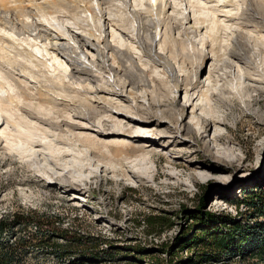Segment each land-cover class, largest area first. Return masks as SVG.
<instances>
[{
    "label": "rangeland",
    "instance_id": "rangeland-1",
    "mask_svg": "<svg viewBox=\"0 0 264 264\" xmlns=\"http://www.w3.org/2000/svg\"><path fill=\"white\" fill-rule=\"evenodd\" d=\"M127 1L128 6L123 0H90L96 14L87 0L77 1L70 13L41 19L75 44L73 31H106L112 44L131 51L135 64L146 71V82L130 84L119 63L120 57L128 59L119 50L107 51V69L98 72L95 82L72 78L65 57L44 40L0 43L1 62L33 93L42 90L57 100L37 108L38 117H28L20 127L25 133L9 145L0 112V216L34 214L26 226L15 227L16 235L41 226L58 231L53 237L73 249L60 261L30 248L27 264H264L252 252V242L219 260H197L208 249L201 239L211 238L220 224L205 211L229 213L250 225L264 221V214L244 200L264 196V122L256 113L259 106L246 103L264 90V15L251 10L250 0H166L160 16L155 0ZM134 10L156 23L140 31ZM200 17L206 19L203 25L194 21ZM239 32L244 48L236 43ZM138 33L153 41V58ZM85 51L90 60L97 59L94 50ZM189 76L199 81L193 103L188 102ZM102 87L122 96L96 91ZM137 105L173 113L175 120L165 117L159 128L148 122L118 131L131 126L117 115L119 108L140 119L146 116L136 114ZM140 131L144 138L135 135ZM149 215L166 220L148 224ZM257 233L264 236V230Z\"/></svg>",
    "mask_w": 264,
    "mask_h": 264
},
{
    "label": "bare ground",
    "instance_id": "bare-ground-1",
    "mask_svg": "<svg viewBox=\"0 0 264 264\" xmlns=\"http://www.w3.org/2000/svg\"><path fill=\"white\" fill-rule=\"evenodd\" d=\"M77 1L86 2V0H0V43L4 41L11 43H14L15 41L28 42L30 37L36 40H44L56 53L65 57L72 68V78L74 77V79L81 80L84 78H89L95 82L98 81V72L107 69V51L111 50L119 53V50L128 59V61H125L122 59V57H120L121 61L119 63L123 68L122 70L124 74L129 79L130 84L136 85L137 83L148 81L146 71L142 70L140 67H138V65L135 64L131 51L124 50L118 44H112L107 38L106 31L98 29V31L100 30L99 32H94L91 29L90 34L88 35L79 34L76 31H73L72 35L74 37V41L76 42L75 44L67 40L62 33L56 32L52 29V27L47 26L45 22L42 21L41 16L45 14H52L59 11L61 12L62 10L70 13L72 9H74V4ZM113 1L115 0H99L101 3H109ZM87 2H89L87 4L88 10H90L93 14H96L97 12L94 5L90 3V0H87ZM262 2L260 0H250L251 10L258 11L259 13L257 14L264 15V4ZM123 3L125 6L130 5L127 0H123ZM192 6L196 5L192 4ZM165 7L166 0H155V9L159 16L165 12ZM247 12V10L244 11V13ZM133 15L137 19L139 18V20H141L139 22L140 31H148L150 25L156 23L152 18V20L149 18L144 19L142 14H140L137 10H134ZM194 21L197 24L203 25L206 22V19L200 17L196 18ZM199 27L200 26H198L197 29H199ZM241 34L242 33L239 32L237 37L236 43L239 46L238 48H244L246 46ZM137 38L141 42L140 44L144 46L147 55L153 58L151 49L153 47V41L148 40V38L146 39V37L141 33L137 34ZM24 48L25 50H29L26 49V46ZM85 50H94L97 54V59L90 60L88 53H86ZM29 53L32 55L34 54L31 51H29ZM235 54H237L239 58H243L239 52H235ZM24 67L27 66L25 65ZM153 79L157 80L156 78ZM187 79L191 85V93H189L188 102L193 103L194 99L197 98L196 89L199 87V81L190 79V76L187 77ZM121 87L122 89H126V85H122ZM247 88L250 89V87ZM30 89L31 88L27 87V84L24 80H22L20 77H16L14 72L6 67L0 60V112L6 120V126L2 129V134L5 137L8 145L10 140H13V138L25 133L23 132L24 130H20V127L23 122L27 124L25 120H27L28 117H38V115H36L37 108L44 107L48 101H52L55 104L57 103V100L53 99L42 90H38L37 92L33 93ZM96 91L109 92L118 96H122L121 92L113 90L110 91L104 87L98 88ZM33 99L38 100L36 104L33 102ZM21 100H23L22 105ZM246 103L249 108L259 106V112L256 113L258 115V119L264 122V90H259L257 95H253L248 98ZM151 105H153V108L154 105H156L155 98H152ZM135 110L136 114L140 112L146 116H144L143 119H140L126 113V110L123 108H119V113L117 115H123L125 120L124 125L131 124V126H126L127 128H121V130L118 131H123L124 129L126 131H130L134 127L132 126L133 124L142 126L148 124V122H153V124L159 128L164 125L162 120L165 119V117L169 118L172 122L175 120L173 113H167L165 111L158 113L157 111H153V109L151 111H147L143 110L139 105L135 107ZM40 119L45 122L48 121L46 119ZM209 121L215 122L216 120L209 119ZM111 122L120 125L118 120L114 119ZM108 123H110V121L106 120L103 122V125L106 126ZM3 124L4 122L0 124V127ZM158 128H155L152 131L156 133L161 132ZM143 133L145 132L140 131L135 135L140 138H144L141 136ZM157 140L159 143L163 141L162 139ZM171 142L178 144V140L176 138H172ZM8 149L11 148L8 146ZM211 169L219 171L222 168L221 166H212Z\"/></svg>",
    "mask_w": 264,
    "mask_h": 264
},
{
    "label": "trees",
    "instance_id": "trees-1",
    "mask_svg": "<svg viewBox=\"0 0 264 264\" xmlns=\"http://www.w3.org/2000/svg\"><path fill=\"white\" fill-rule=\"evenodd\" d=\"M244 200L256 208L258 215L264 214V196L257 199V201H255V198L251 199L252 201ZM31 212L34 213V211ZM204 213H209L211 218L219 220L220 224L211 238L201 239L203 248L208 247V249L199 252L197 259L199 262L211 259L210 256L219 260L220 257L231 253L232 248L248 242H252V246L256 245V249L252 252L264 259V236L262 237L261 234L257 233L260 229L264 230L263 220H258L256 225H250L249 222L243 223L235 220L229 213L217 214L211 211H205ZM34 216L30 213L25 214L23 211H10L0 216V264H27L24 261V256L30 248L43 249L46 252L53 253L60 261H64L66 255L73 251L68 242L63 243L53 237L54 234H58V231L45 229L41 226L33 232L26 231L23 235H16L18 232L15 227L26 226L31 222V219L35 218ZM216 217H219V219ZM26 219L28 220L26 221ZM165 220L166 217L162 216H148V224L152 225L163 224ZM59 233L66 235L63 231ZM14 234L16 236H13ZM74 237V239H82L81 236Z\"/></svg>",
    "mask_w": 264,
    "mask_h": 264
}]
</instances>
